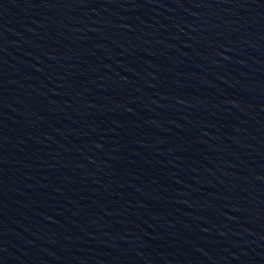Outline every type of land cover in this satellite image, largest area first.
I'll return each instance as SVG.
<instances>
[{
    "label": "water",
    "instance_id": "95a60500",
    "mask_svg": "<svg viewBox=\"0 0 264 264\" xmlns=\"http://www.w3.org/2000/svg\"><path fill=\"white\" fill-rule=\"evenodd\" d=\"M0 264H264V0H0Z\"/></svg>",
    "mask_w": 264,
    "mask_h": 264
}]
</instances>
